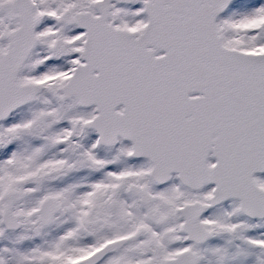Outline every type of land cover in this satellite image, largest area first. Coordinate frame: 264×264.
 <instances>
[{"label": "snow or ice", "instance_id": "1", "mask_svg": "<svg viewBox=\"0 0 264 264\" xmlns=\"http://www.w3.org/2000/svg\"><path fill=\"white\" fill-rule=\"evenodd\" d=\"M0 264H264V0H0Z\"/></svg>", "mask_w": 264, "mask_h": 264}]
</instances>
